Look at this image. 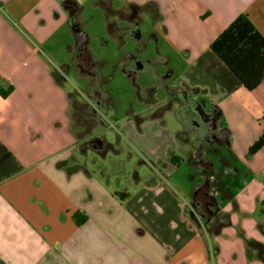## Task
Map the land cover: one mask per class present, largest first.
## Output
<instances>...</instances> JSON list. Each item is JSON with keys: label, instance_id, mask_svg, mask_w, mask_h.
<instances>
[{"label": "crops", "instance_id": "1", "mask_svg": "<svg viewBox=\"0 0 264 264\" xmlns=\"http://www.w3.org/2000/svg\"><path fill=\"white\" fill-rule=\"evenodd\" d=\"M62 1L0 0V88H11L0 95V142L23 167L0 182V264H264V252L252 247L255 254L248 258L246 245L254 240L264 248V145L248 155L264 129V79L256 89H245L210 48L240 14L264 38V0H124L112 9L125 14L130 3H148L139 24L149 16L168 43L187 56L182 80L195 90L188 102L203 107L213 102L222 116L227 113L234 131L226 144L229 155L220 162L221 175L220 164L214 170L213 161L202 155L208 173L203 158L193 162V140L185 136L190 116L176 110L180 128L158 139L171 151L172 162L162 157L148 180L133 177L131 183L128 177L114 187L102 180L100 169L57 167L71 162L77 147L69 97L42 48L57 22L81 9L78 0L65 6ZM196 127L203 131L202 124ZM89 141L87 150L99 154L104 149L102 142L92 147ZM184 157L209 182L213 204L207 206V220L229 216L230 226L215 236L207 234L192 202L187 206L168 186L166 176L181 167ZM119 192L127 197L114 196ZM205 234L216 247L208 250Z\"/></svg>", "mask_w": 264, "mask_h": 264}, {"label": "rangeland", "instance_id": "2", "mask_svg": "<svg viewBox=\"0 0 264 264\" xmlns=\"http://www.w3.org/2000/svg\"><path fill=\"white\" fill-rule=\"evenodd\" d=\"M78 1L81 6L79 13L57 22L42 47L45 60L52 71H58L59 82L70 97L69 112L77 147L75 158L68 163V167L76 168L84 164L90 170L100 169L99 176L110 187H114L118 181L125 183L128 177L131 183L133 177L148 180L155 171L153 165L164 161L162 157L172 162L171 151L168 152L165 145L158 141L160 135L167 138V134L180 128L175 116L178 106L175 102L171 103L173 95L170 89H184L188 95L194 93L187 85L185 88L181 86L187 56L168 43L161 33V26H156L149 16H144L137 26L139 39L123 30L129 24L113 14L112 9L124 5V0ZM75 28L83 30L88 37L85 51H78L75 47ZM128 57H133L131 63ZM80 66L98 74V85L105 97L109 98V111L106 104L103 110L98 109L99 115L94 110L96 106L91 100L94 93L85 92L90 77L80 72ZM125 71L132 72V75L125 76ZM75 100L79 105L73 104ZM206 103L205 108L209 111L211 107H216L211 101ZM83 106L89 107L88 115L79 110ZM226 114H221L212 130L217 149L209 151L205 143L196 141V153L194 151L197 155V149L201 146L200 153L213 161L214 170L220 164V175L223 168L220 162L229 152L218 135L222 130L233 131ZM232 123H235V118ZM188 137L191 143L195 136L190 132ZM94 138L106 146L102 150L99 148V154L93 149L87 150L86 142ZM230 141L228 136L227 142ZM107 144L114 146V150L108 149ZM175 154L180 155L179 149ZM183 159L181 167L172 170L166 177L168 186L175 187L181 200L189 206L197 186L204 180L197 169L185 157ZM208 180L212 181V178ZM214 184H217V180ZM214 190L215 186L211 185L209 192ZM202 242L208 250L216 247L213 238L207 234ZM248 249V258H252L250 253L255 250Z\"/></svg>", "mask_w": 264, "mask_h": 264}, {"label": "trees", "instance_id": "3", "mask_svg": "<svg viewBox=\"0 0 264 264\" xmlns=\"http://www.w3.org/2000/svg\"><path fill=\"white\" fill-rule=\"evenodd\" d=\"M210 48L212 52L227 66L230 72L240 81L245 89L249 91L256 89L264 79V38L255 30L245 14H240L237 16L212 41ZM83 69L87 70V68ZM63 70H65V67ZM58 77V73H54L56 82L60 83ZM98 82V74L94 73V76H92L88 81V84L85 88L86 91H84H93L94 94L92 96L94 99H90L94 100V105L95 102H99L100 106L102 104H106L107 110L109 111L111 107L109 104V98L105 97V93L101 91ZM10 91L11 88H8L6 91H3L0 88V95L5 97L10 93ZM75 103L79 105L78 100L73 101V104ZM81 109L79 110L82 111L83 114H89V107L83 106ZM180 114L181 113L179 112L178 115ZM100 142V140L94 138L91 139L88 144L96 145ZM263 145L264 129L257 140L250 146L248 155H253ZM201 160L203 163L205 162V170H207L209 173V163L204 158ZM57 167L64 169L67 172H72L75 170L74 167H68V162H60L57 164ZM22 169V165L12 154V152L0 142V182L16 175L22 171ZM114 196L118 197L119 199H125L127 194L119 192L114 193ZM211 204H213V200L211 197H209V195H207L204 197L203 203L196 204L194 209L199 215L203 217L207 234L209 236H215L222 228L230 226V219L228 215L215 214L213 215L212 221H208L207 216L209 211L207 210V206ZM246 245L248 248L259 247L261 252H264V248L254 241H246ZM215 251L216 248H214V254Z\"/></svg>", "mask_w": 264, "mask_h": 264}, {"label": "flooded vegetation", "instance_id": "4", "mask_svg": "<svg viewBox=\"0 0 264 264\" xmlns=\"http://www.w3.org/2000/svg\"><path fill=\"white\" fill-rule=\"evenodd\" d=\"M149 8L150 7H149L148 3H145L142 6H138V5H135L133 3H130L127 13L124 14L121 11H112V13L118 15L124 22L129 23L130 27L126 28V29L124 28L123 30L129 31L135 38H138L137 26L140 22L139 13L141 11H144V10L149 9ZM107 11H108V8H107ZM132 58L133 57H128L129 63H131ZM79 69L81 71L84 70L82 68V66H80ZM83 72H85L90 78L92 76H94V73L89 71V70H84ZM124 73L128 74V76L132 75V72H130V71H125ZM90 78H89V80H90ZM181 86L184 88L186 87L184 83H182ZM170 91L172 92V95H173V97L171 99V103L175 102L177 104V106H178L177 112H180V113L184 112V114L187 113L188 116H190L189 120H188V126H187V128H185V136H188V133H190V132H192L194 134L195 137L193 138L191 145L195 149V153H196V141H202L203 143H205L207 148H209L208 149L209 151H214V149L211 146L216 140V139H214L215 133H214V131H212V129L209 126L205 125L200 120V115H202L203 113H208V114L210 113L209 109H206L205 107H203L199 103H196L195 100L188 102V100H187L188 94H187V91H185L184 89L180 90V91L170 89ZM193 92H195V90H193ZM95 106H96V109L94 108V110H96V112L99 115L100 112L98 109L100 108L101 110H103V108L100 106L99 102H95ZM198 124H202L203 131H199L197 129L196 126ZM218 137H219V135H218ZM102 148H105L103 142H102ZM197 150L199 152H198L197 156H195V158L193 159L194 163H196V159H197V161H199L200 158H203L202 154L200 153L201 146H199ZM208 184H209V182L207 180L205 182H203V184L198 188L197 193L194 194V197L191 201L192 205L194 207H196V204H202L204 197L208 195Z\"/></svg>", "mask_w": 264, "mask_h": 264}, {"label": "water", "instance_id": "5", "mask_svg": "<svg viewBox=\"0 0 264 264\" xmlns=\"http://www.w3.org/2000/svg\"><path fill=\"white\" fill-rule=\"evenodd\" d=\"M67 2H68V0H63L61 2L62 6H65V4ZM73 39H74L75 47L77 48L78 51H85L86 50L88 37L83 30H81L80 28L73 29ZM123 74L125 76H128V74H126L124 72H123ZM220 117H221L220 111L216 107H211L209 114L203 113L202 115H200V120L205 125L209 126L212 130H214L216 127V122L219 120ZM228 135H229V132L227 130H222L219 134L220 139L225 144H228V142H227ZM99 145L100 144H97V145L90 144V146H92V147L93 146H99Z\"/></svg>", "mask_w": 264, "mask_h": 264}]
</instances>
